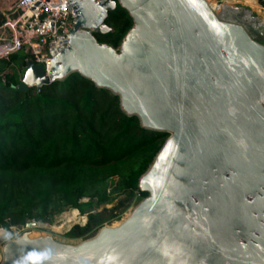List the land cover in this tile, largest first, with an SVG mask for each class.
Masks as SVG:
<instances>
[{
  "label": "water",
  "instance_id": "95a60500",
  "mask_svg": "<svg viewBox=\"0 0 264 264\" xmlns=\"http://www.w3.org/2000/svg\"><path fill=\"white\" fill-rule=\"evenodd\" d=\"M69 1L68 46L49 75L29 61L17 89L79 73L170 136L119 226L76 245L25 234L2 264H264V44L209 0ZM118 4L134 24L116 49L94 33Z\"/></svg>",
  "mask_w": 264,
  "mask_h": 264
},
{
  "label": "trees",
  "instance_id": "16d2710c",
  "mask_svg": "<svg viewBox=\"0 0 264 264\" xmlns=\"http://www.w3.org/2000/svg\"><path fill=\"white\" fill-rule=\"evenodd\" d=\"M4 22L0 12V27ZM105 23L109 31L94 33L96 39L120 48L132 17L118 4ZM28 58L19 51L0 59V227L48 222L87 197L101 206L129 194L148 196L139 181L166 132L144 128L118 95L79 73L17 89ZM100 216L92 215L90 225L100 229ZM90 225L76 226V236Z\"/></svg>",
  "mask_w": 264,
  "mask_h": 264
},
{
  "label": "built area",
  "instance_id": "2783aa9c",
  "mask_svg": "<svg viewBox=\"0 0 264 264\" xmlns=\"http://www.w3.org/2000/svg\"><path fill=\"white\" fill-rule=\"evenodd\" d=\"M4 3L7 7L0 10L5 18L0 27V59H8L10 54L23 51L29 56L27 62L43 65L46 75H49L52 59L68 46L69 32L78 22L72 4L69 0H15L11 4ZM262 4L264 8V0ZM254 19L258 31L261 30V35H264V22L256 17Z\"/></svg>",
  "mask_w": 264,
  "mask_h": 264
},
{
  "label": "rangeland",
  "instance_id": "374dc122",
  "mask_svg": "<svg viewBox=\"0 0 264 264\" xmlns=\"http://www.w3.org/2000/svg\"><path fill=\"white\" fill-rule=\"evenodd\" d=\"M13 1L15 0H0V9L7 7V4L4 2L11 4ZM216 1L219 3L224 2L223 6H234L238 11L232 12L231 15L227 12L226 20L242 24L255 40L264 43V35H261V30L258 31L257 23L253 24L255 20L254 17L261 20L264 19V11L257 7V5L263 6V0H259L258 3L255 0ZM169 136L170 134L166 133V138ZM144 198L145 197L134 193L120 196L118 200L112 204L96 206V200L91 201L90 198L87 197L80 201V208H66L62 213L56 214L48 222H36L34 228L11 226L6 229L8 232L7 236L0 240V264H2L3 260V247L6 242L10 240L19 239L26 234L31 238L52 236L60 243L76 245L96 236L102 227L117 226L118 223L123 222L131 215ZM104 209H107V211H104ZM75 210H77V212H75ZM96 214H101L100 217L104 219L100 229H98L99 226L97 224L92 223L90 225L91 216ZM88 225H90V230L85 235L77 237L78 230L76 226L85 228Z\"/></svg>",
  "mask_w": 264,
  "mask_h": 264
},
{
  "label": "bare ground",
  "instance_id": "6f19581e",
  "mask_svg": "<svg viewBox=\"0 0 264 264\" xmlns=\"http://www.w3.org/2000/svg\"><path fill=\"white\" fill-rule=\"evenodd\" d=\"M227 0H225V2H226ZM209 2H210V5H211V7L218 13V15L222 18V19H224V20H226V17H227V15H226V13L228 12L230 15H231V13L233 12H237L238 10L236 9V8H234V6H223V4H224V2L223 3H219V2H217L216 0H209ZM257 7L259 8V9H261V10H263L264 11V8H262L260 5H257ZM236 14V13H235ZM261 20V19H260ZM227 21H231V20H227ZM255 21V20H254ZM254 21H253V24H255L254 23ZM262 22H264V19H262ZM75 212H77V210H75ZM122 223V222H121ZM121 223H118V225L117 226H119ZM113 227V226H112ZM7 230L6 229H4V228H2V227H0V240L2 239V238H4V237H6L7 236ZM3 261V260H2Z\"/></svg>",
  "mask_w": 264,
  "mask_h": 264
},
{
  "label": "crops",
  "instance_id": "0c3cea01",
  "mask_svg": "<svg viewBox=\"0 0 264 264\" xmlns=\"http://www.w3.org/2000/svg\"><path fill=\"white\" fill-rule=\"evenodd\" d=\"M1 10V9H0ZM9 70V69H8ZM10 71V70H9Z\"/></svg>",
  "mask_w": 264,
  "mask_h": 264
}]
</instances>
